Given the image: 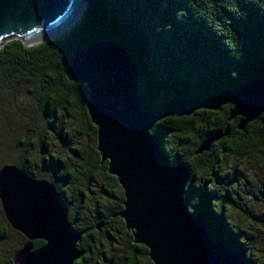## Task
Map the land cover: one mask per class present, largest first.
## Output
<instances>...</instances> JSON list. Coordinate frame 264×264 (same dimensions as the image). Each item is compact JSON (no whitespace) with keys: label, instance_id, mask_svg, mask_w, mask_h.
<instances>
[{"label":"trees","instance_id":"trees-1","mask_svg":"<svg viewBox=\"0 0 264 264\" xmlns=\"http://www.w3.org/2000/svg\"><path fill=\"white\" fill-rule=\"evenodd\" d=\"M84 1L86 5L80 17L63 34L30 46L24 45L19 39L9 40L2 45L0 90L11 82L22 85L36 99L49 125L48 131L42 135L49 133L58 142L65 140L62 134L52 130L56 113L73 110L80 115L83 126L80 135L91 133L95 155L87 172L77 174L57 157L46 162V167L53 172L51 182L62 195V203L68 209L71 228L74 233L83 232L85 237L95 229L96 223L104 219L105 214L100 212L90 226H78L83 192L79 188L74 189L71 197H67L72 179L85 183L94 175L102 174L110 182L111 190L119 191V195L112 198L116 207L109 211L115 217L114 221L102 226L97 230L98 233L104 232L112 224L118 233L124 235L125 244L118 264L132 263L137 255L147 264H152L146 256V248L131 242L130 232L125 229L122 220L115 216L122 209L121 188L115 177L106 173V162L100 163L95 149L96 129L90 123L85 109L86 87L68 81L64 67L76 51L89 44L103 39L121 42L139 71L138 94L142 99V107L157 114L149 133L159 138L170 164L182 162L189 166L188 170L193 175L196 170L190 168L189 160L193 156L194 144L215 127L194 136L190 154L183 156L179 140L193 134V118L191 115L164 114L163 109L173 100L210 99L214 95L232 91L252 78L264 76V0ZM157 16L163 18L164 25L157 23ZM161 92L171 93V99L163 100L159 97ZM196 112L206 113L208 120L217 118V112L214 111L198 109ZM23 145H26L25 142ZM40 145L42 147V142ZM251 150L243 149L240 153H249ZM27 156L25 154L15 165L30 175ZM79 163L85 165L80 160ZM192 192L193 186L188 184L184 193L188 210L192 214L204 215L211 238L220 239L230 250L244 254L246 258L243 264H256L251 258L250 244L231 243L233 233L230 217L223 205L227 195L220 193L218 198L213 197L212 191L204 187L200 193L208 198L204 210H201L191 197ZM215 200H220V204L215 205ZM215 210L217 222L214 224L212 215ZM11 232L15 231L6 222L0 224V239ZM82 239L78 247L84 250V255L76 264H93V255L101 253L94 243H82ZM42 243L39 240L34 242L35 246ZM8 264H11L10 261Z\"/></svg>","mask_w":264,"mask_h":264},{"label":"water","instance_id":"water-1","mask_svg":"<svg viewBox=\"0 0 264 264\" xmlns=\"http://www.w3.org/2000/svg\"><path fill=\"white\" fill-rule=\"evenodd\" d=\"M85 5L84 0H0V48L12 39L30 46L63 34ZM64 75L86 87L85 109L96 129L95 149L100 163L106 162V173L121 188L122 209L115 215L130 232L131 242L146 248L152 264H243L244 254L211 238L203 214L189 212L184 193L193 177L184 163L170 164L159 138L149 133L157 114L142 107L139 71L124 45L110 39L89 44L69 58ZM226 104L232 105L228 118L239 116L236 127L243 130L264 113V76L210 99L170 101L163 112L189 116ZM227 134L210 130L193 154L207 152ZM0 207L10 228L25 238L13 251L11 264H76L84 255L77 247L83 232L72 231L68 210L51 182L3 165ZM102 226L98 222L95 229ZM35 240L43 243L34 247Z\"/></svg>","mask_w":264,"mask_h":264},{"label":"rangeland","instance_id":"rangeland-1","mask_svg":"<svg viewBox=\"0 0 264 264\" xmlns=\"http://www.w3.org/2000/svg\"><path fill=\"white\" fill-rule=\"evenodd\" d=\"M156 18L159 25H164L161 16ZM159 97L167 101L172 96L169 92H161ZM218 121L208 120L206 114H197L193 118V134L179 140L180 150L185 153L194 143V136L201 135L204 130L214 126ZM262 122L263 120L258 125H262ZM48 128L49 125L36 99L22 85L18 86L11 82L2 87L0 90V167L5 164H16L27 154L30 176L50 182L53 172L43 164V160H47V154L50 153L71 166L77 174H85L88 165L94 161L95 155L92 151L91 133L87 132L86 136L80 135L83 129L80 115L73 110L57 113L52 130L63 134L65 142H58L48 134L46 145L49 153H44L40 147V138L44 131H48ZM257 128H263V125ZM23 142L26 145H23ZM79 160L85 165L79 163ZM236 162L234 158L230 159V166ZM237 169L236 173L233 168H221L220 172L224 178L238 180L233 182L229 189L228 201L223 202L225 212L230 217L233 233L231 243L233 245L250 244L251 258L256 261V264H264V165L258 162L257 168ZM109 183L102 174L94 175L85 183H78L72 179L67 197H71L74 189L79 188L83 192L78 226L88 227L94 223L100 212L107 213L116 207L112 198L118 197L119 191H112ZM214 204H220V200H216ZM3 222L5 219L0 208V224ZM24 241L25 239L15 232L2 237L0 264H7L13 251ZM81 242H92L99 249L101 254L93 255V264H107L111 258L114 259L113 264H116L125 244V237L111 224L102 233L93 229L83 237ZM129 264L147 263L140 255H137Z\"/></svg>","mask_w":264,"mask_h":264},{"label":"flooded vegetation","instance_id":"flooded-vegetation-1","mask_svg":"<svg viewBox=\"0 0 264 264\" xmlns=\"http://www.w3.org/2000/svg\"><path fill=\"white\" fill-rule=\"evenodd\" d=\"M231 108H232L231 104H226V105L221 106L217 111H214V112H217V118L214 120H219V121L216 122L214 126L212 127H215L214 129H221L222 131H227L228 132L227 136L214 142L210 146V149L207 152H202L199 155L193 154V156L190 157V160H189L190 168H194L196 172L193 175L190 173L193 177V180L189 179L187 182V185L191 184L193 186V192L191 193V197L196 201L198 208L201 210H204V207L207 203V198H208V196L206 195H201L200 193L201 189H203L204 187L206 189H209L210 191H212L211 196L216 197V198H218L217 197L218 194L224 193V195H227L225 198V201H228L227 197H228L229 189L233 182L238 181L237 178L222 177L220 173L221 168H233L236 173L238 172L237 168H257L258 162L259 164L264 165V113H262L256 120L247 123L243 130H239L236 126L238 124L240 117L236 116L231 119L228 118L229 111L231 110ZM57 113H56V117H57ZM193 113L191 114L192 118H194L197 114H199V112H196L194 114ZM261 120H263V122L261 123L263 125V128L258 129L257 128L258 126H262V125H258ZM47 134L42 135L40 138V142H42V147L41 145L40 147L44 153H49V148L46 145ZM205 135L202 138H200L195 144L193 143L194 150L199 145L200 141L205 137ZM247 148H252V150L249 153H245V154L240 153V150L247 149ZM232 149H234V151ZM182 153H183V156H188L190 154V148L185 153L184 152ZM202 155L204 157L201 158ZM47 157H48L47 160H43V164L45 166L47 164L46 163L47 161L50 162L54 159V156H52L50 153L47 154ZM232 158H234L237 162L233 166H230L229 161ZM5 165H15V164H5ZM235 173H233V175ZM186 189H187V186H186ZM215 202L216 200L213 201V203ZM101 213L105 214V216H103L104 219L100 220V222L103 223V226H107L109 224V221H114L113 219H115V217L111 215L110 212L105 213L102 211ZM67 216H68V213H67ZM212 218L215 224L217 222V210H215V213L212 215ZM15 233H18V232L15 231ZM35 241H38V240H35ZM35 241H33V245L34 247H38V246H35L34 244ZM78 243H77V247H78ZM9 261L11 263V260ZM113 263H114V259H113ZM116 264L118 263L116 262Z\"/></svg>","mask_w":264,"mask_h":264}]
</instances>
